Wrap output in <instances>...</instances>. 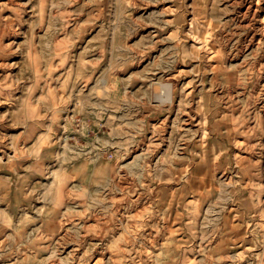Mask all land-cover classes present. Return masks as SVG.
Listing matches in <instances>:
<instances>
[{"label":"rangeland","instance_id":"1","mask_svg":"<svg viewBox=\"0 0 264 264\" xmlns=\"http://www.w3.org/2000/svg\"><path fill=\"white\" fill-rule=\"evenodd\" d=\"M0 264H264V0H0Z\"/></svg>","mask_w":264,"mask_h":264},{"label":"bare ground","instance_id":"2","mask_svg":"<svg viewBox=\"0 0 264 264\" xmlns=\"http://www.w3.org/2000/svg\"><path fill=\"white\" fill-rule=\"evenodd\" d=\"M173 87L174 85L172 83H161V88L159 92H156V97L159 99L160 104L169 103V101H173Z\"/></svg>","mask_w":264,"mask_h":264},{"label":"crops","instance_id":"3","mask_svg":"<svg viewBox=\"0 0 264 264\" xmlns=\"http://www.w3.org/2000/svg\"><path fill=\"white\" fill-rule=\"evenodd\" d=\"M42 151V150H41ZM38 155H39V157H38V159L40 160V153H38ZM38 164H42L40 161H39V163ZM41 173L43 172V166L41 167Z\"/></svg>","mask_w":264,"mask_h":264}]
</instances>
